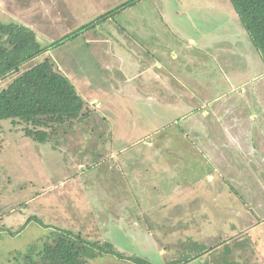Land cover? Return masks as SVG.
I'll return each instance as SVG.
<instances>
[{
	"label": "rangeland",
	"instance_id": "374dc122",
	"mask_svg": "<svg viewBox=\"0 0 264 264\" xmlns=\"http://www.w3.org/2000/svg\"><path fill=\"white\" fill-rule=\"evenodd\" d=\"M130 1L0 0L40 45L72 36L20 73L49 60L88 112L44 144L0 121V264L62 229L124 256L87 264H264L260 52L230 0Z\"/></svg>",
	"mask_w": 264,
	"mask_h": 264
},
{
	"label": "trees",
	"instance_id": "16d2710c",
	"mask_svg": "<svg viewBox=\"0 0 264 264\" xmlns=\"http://www.w3.org/2000/svg\"><path fill=\"white\" fill-rule=\"evenodd\" d=\"M132 1L136 0L123 4L121 8L128 6ZM230 2L264 62V0H230ZM70 37L72 36L42 46L30 28L0 20V81L17 74L0 90V121L7 120L12 124L23 125L24 136L40 144H44L51 131L58 126L71 124L88 112L74 85L60 74L49 60L37 63L22 73L20 71L23 65L58 47ZM32 220L38 222L34 216L27 217L22 228ZM90 249L97 250L101 254L124 258L109 243L100 246L97 242H84L79 234L62 229L43 243L37 262L32 260L30 254L24 256V262L25 264H87L84 256ZM192 259L194 258H188V260ZM128 260L136 264H149L136 258H128ZM188 260H176L172 264H183Z\"/></svg>",
	"mask_w": 264,
	"mask_h": 264
},
{
	"label": "crops",
	"instance_id": "0c3cea01",
	"mask_svg": "<svg viewBox=\"0 0 264 264\" xmlns=\"http://www.w3.org/2000/svg\"><path fill=\"white\" fill-rule=\"evenodd\" d=\"M65 7H66L68 10H70L71 5L68 4V3H66ZM98 40H99V39H98ZM95 42H97V40H96ZM137 46H138V45H137ZM139 47H140V46H139ZM140 48H141V47H140ZM147 69L150 70V72H154V73H156V72H155L156 70H160V69H162V64L158 62V63H155V67H153V66H148ZM227 263H230V262H227Z\"/></svg>",
	"mask_w": 264,
	"mask_h": 264
}]
</instances>
